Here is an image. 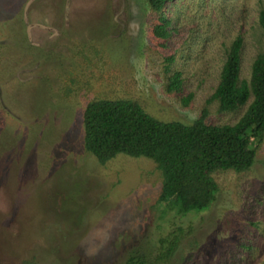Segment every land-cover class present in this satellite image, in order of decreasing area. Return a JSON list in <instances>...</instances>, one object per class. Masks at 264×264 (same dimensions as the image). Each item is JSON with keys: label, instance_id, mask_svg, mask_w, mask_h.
<instances>
[{"label": "rangeland", "instance_id": "rangeland-1", "mask_svg": "<svg viewBox=\"0 0 264 264\" xmlns=\"http://www.w3.org/2000/svg\"><path fill=\"white\" fill-rule=\"evenodd\" d=\"M25 8L55 32L28 34ZM261 10L264 0H171L162 40L147 0H0V264H119L174 230L166 264H264V134L248 169L212 174L206 210L163 217L156 164L125 154L99 163L82 122L86 104L106 98L161 121L189 124L206 108L207 124L235 123L251 99L228 112L207 99L237 36L240 79L264 55ZM175 70L181 88L169 92Z\"/></svg>", "mask_w": 264, "mask_h": 264}, {"label": "trees", "instance_id": "trees-1", "mask_svg": "<svg viewBox=\"0 0 264 264\" xmlns=\"http://www.w3.org/2000/svg\"><path fill=\"white\" fill-rule=\"evenodd\" d=\"M169 1L147 0L149 7L160 14L153 34L162 40L169 38L171 31L170 20L161 14ZM259 24L264 29V10L259 12ZM241 49L242 38L237 36L221 64L214 92L207 99L217 101L221 112L234 111L251 99L235 123L207 124L206 108L189 124L161 121L128 99H94L83 111L84 149L101 164L118 154L151 159L161 176L156 205L163 217L206 210L217 192L212 174L248 169L255 156L253 145L260 143L264 134V55L258 54L252 61L249 79H240ZM181 84V72L175 70L169 76L167 90L178 91ZM190 99L183 98V105ZM180 237L176 230L170 231L158 238L154 251L133 249L119 264H166Z\"/></svg>", "mask_w": 264, "mask_h": 264}, {"label": "flooded vegetation", "instance_id": "flooded-vegetation-1", "mask_svg": "<svg viewBox=\"0 0 264 264\" xmlns=\"http://www.w3.org/2000/svg\"><path fill=\"white\" fill-rule=\"evenodd\" d=\"M26 8L24 10L23 19H25L24 21H25V23H27L26 32L28 34H31V32H34L35 37L37 38L38 36H40V37L45 36L46 37L47 35H49V32L50 33L55 32V31L51 32V28L48 26L47 22H45V23H47V26H46V24H44L41 19L34 18V12L31 13L32 17L28 20V15H27L28 9H26ZM38 17H41V16H38ZM45 18H47V17L45 16L43 19H45ZM34 19H36V20H34ZM14 24H16V22ZM37 31L41 32V34L38 35Z\"/></svg>", "mask_w": 264, "mask_h": 264}]
</instances>
